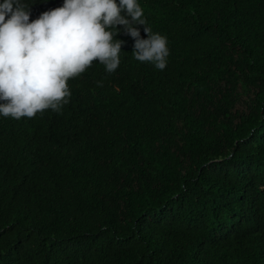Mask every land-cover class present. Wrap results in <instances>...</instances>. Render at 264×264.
<instances>
[{
	"label": "trees",
	"instance_id": "16d2710c",
	"mask_svg": "<svg viewBox=\"0 0 264 264\" xmlns=\"http://www.w3.org/2000/svg\"><path fill=\"white\" fill-rule=\"evenodd\" d=\"M139 3L164 70L118 25L114 72L0 116V264H264V0Z\"/></svg>",
	"mask_w": 264,
	"mask_h": 264
},
{
	"label": "clouds",
	"instance_id": "9594fccd",
	"mask_svg": "<svg viewBox=\"0 0 264 264\" xmlns=\"http://www.w3.org/2000/svg\"><path fill=\"white\" fill-rule=\"evenodd\" d=\"M34 3L0 2V101H6L0 103V116L19 120L59 111L71 96L67 82L94 61L114 72L125 43L115 38L118 25L133 38L137 61L159 70L167 66V38L146 26L139 0H63L29 22ZM137 25L145 26L147 38Z\"/></svg>",
	"mask_w": 264,
	"mask_h": 264
}]
</instances>
